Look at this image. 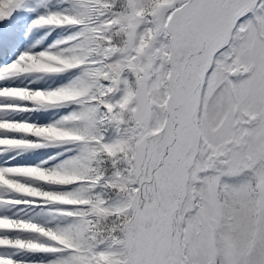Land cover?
Listing matches in <instances>:
<instances>
[{
	"label": "snow or ice",
	"instance_id": "obj_1",
	"mask_svg": "<svg viewBox=\"0 0 264 264\" xmlns=\"http://www.w3.org/2000/svg\"><path fill=\"white\" fill-rule=\"evenodd\" d=\"M0 264H264V0H0Z\"/></svg>",
	"mask_w": 264,
	"mask_h": 264
},
{
	"label": "rangeland",
	"instance_id": "obj_2",
	"mask_svg": "<svg viewBox=\"0 0 264 264\" xmlns=\"http://www.w3.org/2000/svg\"><path fill=\"white\" fill-rule=\"evenodd\" d=\"M245 244L248 247H250L251 246V241H246L245 238L243 237V235L238 234L237 239L230 242V244L228 246V251L235 250L237 248V246H245Z\"/></svg>",
	"mask_w": 264,
	"mask_h": 264
}]
</instances>
